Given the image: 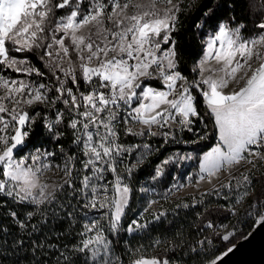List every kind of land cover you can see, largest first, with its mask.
I'll use <instances>...</instances> for the list:
<instances>
[{"label": "snow or ice", "instance_id": "snow-or-ice-1", "mask_svg": "<svg viewBox=\"0 0 264 264\" xmlns=\"http://www.w3.org/2000/svg\"><path fill=\"white\" fill-rule=\"evenodd\" d=\"M236 7L0 0V264H222L224 219L264 226V0Z\"/></svg>", "mask_w": 264, "mask_h": 264}, {"label": "trees", "instance_id": "trees-1", "mask_svg": "<svg viewBox=\"0 0 264 264\" xmlns=\"http://www.w3.org/2000/svg\"><path fill=\"white\" fill-rule=\"evenodd\" d=\"M262 6V0H237L236 13L238 16H242L245 13L251 12L255 15ZM199 13L193 12L190 16L184 19V28L179 35V39L181 41L183 47V57L185 63V73L191 69L195 60L199 57L197 56L199 44L198 37L195 35L196 29L193 27L194 23L197 21ZM180 147V146H175ZM187 171V169H185ZM260 173H257L259 176ZM171 183L170 181L168 182ZM257 192L260 190V185H256ZM160 191H163V186H160ZM187 199V197H183ZM221 219H224L221 217ZM234 226L235 229V239L231 241V243L236 244L238 241L244 239L252 230L254 224L253 221L241 212L239 219L236 217H230L229 219H224V223H229ZM216 248H218L221 252L226 250V247L229 246L228 242H224L221 240H217L215 244Z\"/></svg>", "mask_w": 264, "mask_h": 264}, {"label": "water", "instance_id": "water-1", "mask_svg": "<svg viewBox=\"0 0 264 264\" xmlns=\"http://www.w3.org/2000/svg\"><path fill=\"white\" fill-rule=\"evenodd\" d=\"M235 245L222 264H264V226L254 225L250 233Z\"/></svg>", "mask_w": 264, "mask_h": 264}, {"label": "rangeland", "instance_id": "rangeland-1", "mask_svg": "<svg viewBox=\"0 0 264 264\" xmlns=\"http://www.w3.org/2000/svg\"><path fill=\"white\" fill-rule=\"evenodd\" d=\"M257 173H259V172H257ZM53 179H56V177L55 176H53ZM205 187H206V185H205ZM192 192V189H183V190H181V192H179V193H177L176 194V199H180V198H183V197H187V196H189V193H191ZM170 199H171V197H170Z\"/></svg>", "mask_w": 264, "mask_h": 264}]
</instances>
